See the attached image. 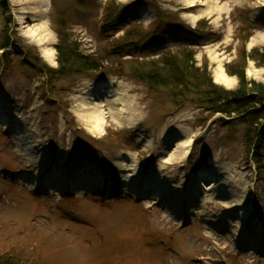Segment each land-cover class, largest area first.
I'll use <instances>...</instances> for the list:
<instances>
[{"label": "rangeland", "instance_id": "1", "mask_svg": "<svg viewBox=\"0 0 264 264\" xmlns=\"http://www.w3.org/2000/svg\"><path fill=\"white\" fill-rule=\"evenodd\" d=\"M110 1L129 9L111 30L101 31ZM136 23L156 32L126 56L111 55L107 43ZM5 25L14 45L0 51V100L10 111L8 119L0 115L1 253L14 264H264V169L260 173L247 152L248 118L224 124L221 115L190 103L176 111L170 95L153 96L117 73L134 65L126 60L189 47L197 51L198 66L207 58L214 82L234 89L238 77L226 65L237 56L240 29L255 28L247 49L264 51V0H44L42 7L33 0H0V44ZM58 27L103 63L88 76L55 82L60 93L51 91L22 49H36L57 67ZM47 48L55 50V62L45 56ZM247 76L264 83V66L249 60ZM262 106L256 108L264 111ZM86 115L101 117L95 132ZM109 128L119 135L106 139ZM190 139L177 156L178 145ZM127 161L136 173L121 167ZM203 168L220 175L218 185L228 193L207 192L192 216L176 219L165 202L148 195L151 181L163 186L168 180L170 196L184 200ZM135 179L142 196L126 185ZM236 198L239 210L249 211L250 231L260 229L261 247L236 246L224 236L241 230L240 212L232 209ZM222 220L228 224L212 234Z\"/></svg>", "mask_w": 264, "mask_h": 264}, {"label": "trees", "instance_id": "2", "mask_svg": "<svg viewBox=\"0 0 264 264\" xmlns=\"http://www.w3.org/2000/svg\"><path fill=\"white\" fill-rule=\"evenodd\" d=\"M5 7L7 8V5ZM128 9L125 4L115 1L108 2L100 18L101 31L111 30ZM202 23L204 22L200 20L198 25ZM248 23L255 24L251 20ZM152 25L156 28L159 22H154ZM247 27L248 29L245 26L242 27L238 33L236 58L226 65L227 73L238 77V85L234 89H227L214 82L207 58L204 57V63L198 66L197 51L189 47L147 60L138 58L126 60L125 63L129 61L134 65L129 71L120 68L117 73L127 75L144 84L153 96L162 92L170 95L178 107L176 111L186 103H190L203 108L212 116L221 115L218 120L225 122L224 124L235 123L239 117L248 118L249 126L245 135L247 152L250 153L261 173L264 169V125L258 127L257 122L260 118L264 119V111H259L260 108L256 107L264 102V83L248 78L247 67L249 60L263 67L264 51L257 47L247 49V42L255 30L253 27ZM4 28L0 50L6 51L14 44V41L7 25ZM56 31L58 36L57 67L50 66L36 49L22 47L26 61L36 71L46 76L48 81L45 83L49 85L52 92L56 90L54 83L60 79L88 76L103 68L100 56L82 52L79 44L71 40L64 28L58 27ZM155 32L156 29L136 23L122 36L108 42L107 49L111 55L126 56L127 49L141 47ZM58 90L60 93L61 90ZM118 132L109 128L105 138L116 136ZM8 258V255L0 252V264H14Z\"/></svg>", "mask_w": 264, "mask_h": 264}, {"label": "bare ground", "instance_id": "3", "mask_svg": "<svg viewBox=\"0 0 264 264\" xmlns=\"http://www.w3.org/2000/svg\"><path fill=\"white\" fill-rule=\"evenodd\" d=\"M43 1L44 0H33V3L35 4L36 7H42L43 6ZM43 32L42 36L45 35V30L44 28L41 30V33ZM41 41H43L41 39ZM44 54L45 56L50 60L55 62V50L53 48H47L44 50ZM218 77L220 79H225L226 77L223 74L218 75ZM101 88L105 89L104 86H102ZM108 91H110L109 88H107ZM107 91V92H108ZM105 91L103 90V93ZM1 105H0V115L4 118H9L10 117V111H8L6 109V107L3 105V100H0ZM123 116L126 117V112H122ZM94 115V114H93ZM93 115H86V122L90 124V129L92 131L95 132V129L92 128L93 126L95 127H100L101 124V117H97V116H93ZM5 124L8 125L7 120L5 121ZM19 134V138L23 141L26 140L25 138V133L20 129L18 131ZM193 140L190 139L188 141H186L184 144L181 143L178 145L177 147V156L180 155H184L186 153V151L189 149V147L191 146ZM121 167L124 168V170H133V172H137V166L136 165H132L131 162L127 161V162H123L121 164ZM132 175H128L127 177H131ZM209 179L210 183L206 184L202 178L203 177ZM220 175L215 174L212 170L208 169V168H203V170L199 173V179H196V183L194 186H191L189 191L187 192V195L185 197V199L187 200L186 203H184V200L181 201H177L174 198H172L170 196V189L167 187V185H169L168 180H164L161 182H164V185L161 186L160 184L163 183H159L155 181H151L152 184H150V186L153 188V191L151 193H149L148 195H151V197L153 196V198H155V200L157 199L160 201L165 202V204L169 207V209L167 210V212H169L172 216L176 217V219H183L185 216H192V211L195 209V202L199 201L201 199V197L203 198L202 200H204V196L207 194V192H211L213 191L214 193H218V194H223V195H227V188L224 185L219 186L218 183L220 184V180L221 178L219 177ZM219 181V182H218ZM144 182L147 184L148 183V179H146V181L144 180ZM127 184H130V187L132 188L133 192L136 195H141L142 193L139 192V179H135L133 180V182H127ZM148 185V184H147ZM146 196L148 199L150 198L149 196ZM145 197V196H144ZM235 199V198H234ZM236 204L234 206H232V209H241V202L236 198ZM239 214H237V216H240V220L241 221V230L236 232L234 228H232L229 233L224 234V236L227 238V240H230L232 242H234V244L236 246H246V244H253L256 248L261 247L260 244L262 243L263 239L260 235H256L258 232H260V229L257 226H252V230L250 231V227L252 225V221H247L248 215H249V211H240L239 210ZM233 222L236 221V218L232 219ZM228 224V222L226 220H222V222L220 224H214L216 231L212 230V234H216L217 231L221 230V225H226ZM218 236V235H217Z\"/></svg>", "mask_w": 264, "mask_h": 264}, {"label": "crops", "instance_id": "4", "mask_svg": "<svg viewBox=\"0 0 264 264\" xmlns=\"http://www.w3.org/2000/svg\"><path fill=\"white\" fill-rule=\"evenodd\" d=\"M223 67H224V64H223ZM225 70V69H224ZM224 70H223V72H224ZM224 73H226V72H224ZM224 76L226 75V74H223ZM226 78H227V76H225ZM220 79V78H219ZM224 79V78H223Z\"/></svg>", "mask_w": 264, "mask_h": 264}]
</instances>
